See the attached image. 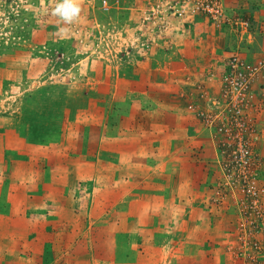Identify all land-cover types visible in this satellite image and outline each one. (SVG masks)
Masks as SVG:
<instances>
[{
	"label": "rangeland",
	"instance_id": "rangeland-1",
	"mask_svg": "<svg viewBox=\"0 0 264 264\" xmlns=\"http://www.w3.org/2000/svg\"><path fill=\"white\" fill-rule=\"evenodd\" d=\"M0 0V264H264V0Z\"/></svg>",
	"mask_w": 264,
	"mask_h": 264
},
{
	"label": "clouds",
	"instance_id": "clouds-1",
	"mask_svg": "<svg viewBox=\"0 0 264 264\" xmlns=\"http://www.w3.org/2000/svg\"><path fill=\"white\" fill-rule=\"evenodd\" d=\"M80 12V7L74 0H63V2L58 3L54 9V15H59L64 21L71 22L75 17H77Z\"/></svg>",
	"mask_w": 264,
	"mask_h": 264
}]
</instances>
